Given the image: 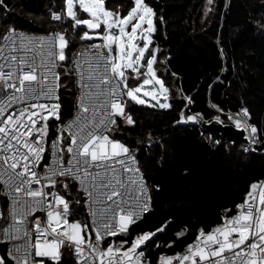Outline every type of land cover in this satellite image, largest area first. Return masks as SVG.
<instances>
[{"label": "snow or ice", "instance_id": "obj_1", "mask_svg": "<svg viewBox=\"0 0 264 264\" xmlns=\"http://www.w3.org/2000/svg\"><path fill=\"white\" fill-rule=\"evenodd\" d=\"M78 10L86 16L78 18ZM65 11L74 27L98 30L103 26L104 31H83L80 37L102 43L89 45L95 55L81 53L73 62L81 89L80 115L61 127L50 144L48 120L59 119L56 68L66 59L65 35L36 37L10 29L0 37L4 42L0 46V186L11 200L8 216L0 211V220L7 221V226H0V239L22 241L14 243L9 253L15 264H45L38 257L60 264V249L65 244L77 257V264H142L143 252L138 249L151 233L135 238L127 250L102 247L105 236L127 234L129 225L147 210L141 199L145 193L137 176L139 169L133 166L135 158L106 132L117 117L134 123L125 114L124 96L138 104L146 103L138 95L141 92L156 99L143 86L129 88L127 76L132 72L139 77L140 69L146 67L150 78L143 84L153 83L155 56L149 53L145 60V53L155 31L154 13L144 0H131L126 16L107 10L105 0H65ZM52 18L59 21L61 15ZM156 83L167 92L159 80ZM236 126L248 129L239 121ZM250 131L257 133L255 127ZM45 152L51 162L44 163L41 173L37 170ZM69 179L79 184L90 197V207L94 206L95 240L86 231V223L69 222V202L54 191L57 183L67 189L63 181ZM237 208L238 214L226 217L222 226L207 233L200 229L183 255L161 256L160 264H173L174 260L179 264H264V182L250 185L245 203ZM37 211L46 213L43 226L39 218L28 220ZM0 264H4L2 258Z\"/></svg>", "mask_w": 264, "mask_h": 264}, {"label": "trees", "instance_id": "obj_2", "mask_svg": "<svg viewBox=\"0 0 264 264\" xmlns=\"http://www.w3.org/2000/svg\"><path fill=\"white\" fill-rule=\"evenodd\" d=\"M144 3L154 13L148 52L157 53L155 69L168 91L169 107L128 101L125 114L134 123L117 118L112 135L135 156L151 188L153 211L126 237L153 234L143 249L154 261L183 251L200 229L210 230L238 212L250 185L264 180V144L240 152L226 139L187 123L190 116L225 123L245 108L258 141L264 142V0ZM130 7L131 0H105V8L120 16ZM54 12L61 13V20L51 19ZM73 23L65 14V0H0V37L10 29L65 34L66 59L60 66L64 122L74 114L77 99L73 62L91 41L80 39L87 29ZM148 139L151 146L144 145ZM69 200L75 217H81L83 197L74 184ZM60 264H74L72 256L66 253Z\"/></svg>", "mask_w": 264, "mask_h": 264}, {"label": "built area", "instance_id": "obj_3", "mask_svg": "<svg viewBox=\"0 0 264 264\" xmlns=\"http://www.w3.org/2000/svg\"><path fill=\"white\" fill-rule=\"evenodd\" d=\"M53 14L61 15V13H59V12H54ZM53 14H52V17H53ZM52 17H51V19L54 22H57V20H54ZM61 18H62V15H61ZM16 31L18 33H24V34H27L28 36H36V37L49 36V35L54 34V33H62L60 31H55V32H50V33H38V34H36V33H29V32L23 31V30H16ZM6 34H8V32ZM62 34H64V33H62ZM100 43H102V41L99 40V39L98 40H96V39L95 40H91L88 44H86V46H84L78 52V54H77V56H76L74 61H76L77 59H80V54L81 53H86L88 56L95 55V52L92 49L89 48V45L100 44ZM3 44H4V42L1 41L0 42V46H3ZM60 66H61V62H58V66L56 68V71L59 73V76H60ZM72 69H73V75H74L75 83H76V86H77V99H76V102H75V105H74V114L67 121H65V122L63 121L62 106H61V92H60V86H59L58 92H57V95L59 96V100L56 101L60 105V107H59V119H49L48 120V136H47V140H48L49 144L51 143V141L56 139L58 130L61 127L66 126L69 123H71L72 121L76 120L77 117L80 115L78 104H79V98H80V95H81V89H80V87L78 85V75H77V72L75 70L74 63H73ZM59 85H60V80H59ZM123 99L125 101V107H124V111H125L126 110V105H127V100H126L125 96L123 97ZM117 118H119V117H117ZM117 118H116V120H117ZM238 121L242 125H247L248 126V129L246 130V136H247V138L249 140V144L251 146L250 150H248V151L255 150L257 148V146H260V145L264 144V142L260 143L258 141L257 133L255 135L251 134L250 129L252 127H255V126L251 123L250 117H249V115H248V113H247L245 108H241L239 113L231 115L229 117V121H227L225 123L236 126ZM112 127H113V125L110 127V130L106 132V135H108L109 137H110V132H111ZM261 152L264 155V146L262 147ZM129 155L135 158V156L132 153H130V152H129ZM44 156H45V160L41 162V168L37 170L38 172H41V173H43V170H44V163L45 162H48V163L51 162V158H50L48 152H45ZM67 159H68V154L65 153L64 154V160L66 161ZM133 166L139 169V173L137 174V176H138V179L140 180V182L142 184V187H143V190H144V193H145V195L143 197H141V199L146 202L147 210L144 211L141 215H139L136 218L135 222L132 223L131 225H129V227H131L135 223L143 220L148 214H150L153 211L152 191H151V188H150V186H149V184H148V182H147V180L145 178L144 173L142 172V170L140 168L139 162L137 161L136 158H135V164ZM260 182H264V180H262ZM63 183H67L68 184V188L67 189H65L62 186V183H57L54 191L59 193L61 196H63L69 202V216H68L69 222H74V219L76 218L75 215H74L70 200H69V196H73V184H74L76 191L78 193H80V195L83 197L82 210H83V213L86 216V221L83 222L82 218L80 217L81 221H82L83 224L86 223L88 225V229L86 231L91 232L92 233V239L95 240V225H94L93 221L96 218L91 215V211L93 210L94 206L90 207V204H89L90 197L87 196V194L80 188L79 184L76 181H73V180L69 179V180L63 181ZM33 187L34 188H38L39 186L38 185H33ZM155 189L158 190L159 188L156 187ZM46 190L52 191L53 189H46ZM257 191H259V189ZM243 203H245V201ZM10 207H11L10 197L3 190V186H0V211H3L5 217L8 216ZM237 214H238V212H236L234 214H227L224 217V219L226 217L227 218H232V217L236 216ZM37 218L40 219L41 226H43V224L45 222V218H46V213L43 212V211H37V212L34 213V215L29 216L28 220L30 222H32V221H35ZM224 219H223V221L220 224L216 225L214 228H216L218 226H222L223 223H224ZM0 226H7V221L6 220H0ZM29 227H31V224L29 225ZM214 228H212V229H214ZM212 229H210V230H212ZM210 230H207L205 232L207 233ZM126 235L127 234H120V235H117V236H105L103 238V240H102V247L106 249L110 245H115L116 247H119L122 251L123 250H127V249H129L131 247L129 246V241H128V238L126 237ZM33 237H35L34 233H33ZM85 239L87 240V236H85ZM124 240H126L127 243H123L122 244L121 242L124 241ZM14 243L15 244H19V243H22V241L9 242L7 240L0 239V258L3 259L4 264H15V261L9 255ZM65 246H66V249L64 248V246L60 249V251H61L60 262L63 260L64 255L66 253H68V254H70L72 256L74 264H77V257L73 254L72 250L68 247L67 244H65ZM186 249H187V247L181 252L164 253L161 256H164V257H175L178 254L179 255H183L185 253ZM138 251H142L143 252V256L141 257L142 264H160L159 258L161 256H159L156 260L153 261V260H150L149 258L146 257L145 252L142 249H138ZM36 259H38V260L39 259H44L45 260V264H50V262L47 260V258H39L38 257ZM173 264H179V261L174 260Z\"/></svg>", "mask_w": 264, "mask_h": 264}, {"label": "rangeland", "instance_id": "obj_4", "mask_svg": "<svg viewBox=\"0 0 264 264\" xmlns=\"http://www.w3.org/2000/svg\"><path fill=\"white\" fill-rule=\"evenodd\" d=\"M65 14H66V11H65ZM114 14H116V13H114ZM85 16H86V14H84L82 11L78 10V13H77V17L78 18H83ZM153 22H154V17H153ZM145 27H147V25H145ZM87 31H89L90 34H93V31L103 32L104 31V28L102 26L101 29H98V30H87ZM152 34H151V41H152ZM93 40H95V39H93ZM96 40H98V39H96ZM138 42L139 43H144L143 41H138ZM149 49H150V45L148 46V51H149ZM148 51L145 53V60H147V59L150 58V56H148V53H149ZM64 52H65V49H64ZM153 55L155 56V63H156L157 53L155 52V53H153ZM155 63L153 65V69H154V72H155L156 75H155V78H153V83L152 84H149V85H144L143 84V81L146 80V79H149L150 77L147 74L146 67H142L140 69L141 75H139V77H137L136 74H134L132 72H128L127 73V76H128V86H129V88H135V87H138V86H143V90L144 91L152 92V93H154L156 95V99H152L151 96H144L143 95V92H141L140 94H138L141 99H144L146 101L145 105H149V106H159V107H161V105H167L166 107H169L168 91L166 93L163 92L162 89H161L160 84L156 83V80H159L162 83L163 88L166 89L165 86H164V83H163L162 79L159 77L158 72L155 69ZM125 98H126L127 102L128 101H132L127 96H125ZM133 102H135V101H133ZM216 119L220 120V118H216ZM227 121H229V119ZM115 130H116V123L113 125V127L111 129V132H110L111 139L114 140V141H118L119 143H121V144L124 145V143L122 141H120L119 139L113 137L112 134L114 133ZM74 221L80 222L81 224H83L80 217H76L74 219ZM129 229H130V227H128V231H129ZM137 237H139V236H137ZM137 237H134V238L130 237V239H128L129 246L130 247L132 246L134 239L137 238ZM151 238H152V235H151ZM147 241H145L140 246L139 249H142L144 251L143 247L145 246V244H146ZM64 248L66 249V246L65 245H64Z\"/></svg>", "mask_w": 264, "mask_h": 264}, {"label": "water", "instance_id": "obj_5", "mask_svg": "<svg viewBox=\"0 0 264 264\" xmlns=\"http://www.w3.org/2000/svg\"><path fill=\"white\" fill-rule=\"evenodd\" d=\"M190 117H195V120L189 119ZM188 118L187 123H195L199 125L203 130L209 132L210 134H216L228 142L232 143L235 149L240 152H245L250 150L251 146L249 144V140L246 136V130L244 128H238L234 125L227 124L222 122L221 120L215 119L212 122L205 123L201 119L196 116H190ZM145 146H151L152 140L148 139L144 143ZM80 215L82 221H86V216L83 213L82 209H80Z\"/></svg>", "mask_w": 264, "mask_h": 264}]
</instances>
